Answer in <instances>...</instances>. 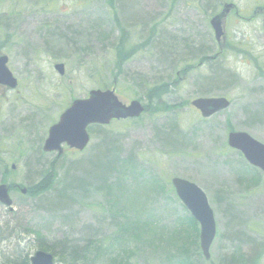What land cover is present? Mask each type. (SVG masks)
Masks as SVG:
<instances>
[{"label":"rangeland","instance_id":"1","mask_svg":"<svg viewBox=\"0 0 264 264\" xmlns=\"http://www.w3.org/2000/svg\"><path fill=\"white\" fill-rule=\"evenodd\" d=\"M227 2L246 18L229 15L217 45L208 22ZM263 5L0 0V55L17 81L15 89L0 86V163L7 171L3 176L0 170V184L12 200L10 212L0 205V264H26L38 250L81 247L94 239L111 251L98 264H168L169 252L180 255L175 259L182 264H264V178L226 146L228 132L249 134L264 145V12L250 17ZM219 46L223 52L210 65L200 66V57L182 62L197 51L211 56ZM56 64L64 66L63 76ZM188 65L194 70L181 74ZM157 85L165 90L148 102L146 91ZM112 87L123 105L137 100L146 112L105 130L91 128L80 154L55 160L41 152L48 128L72 100ZM219 98L228 108L205 120L190 106ZM105 135L119 164L102 184L86 180V171ZM50 164L45 194L13 190L39 184ZM172 178L195 184L207 198L216 230L208 263L199 251V227L177 200ZM114 222H124L125 233ZM160 240L168 241L166 248ZM112 243L121 249H111Z\"/></svg>","mask_w":264,"mask_h":264},{"label":"water","instance_id":"2","mask_svg":"<svg viewBox=\"0 0 264 264\" xmlns=\"http://www.w3.org/2000/svg\"><path fill=\"white\" fill-rule=\"evenodd\" d=\"M232 4H225L222 11L214 16L209 25L213 31L216 42L224 36L221 24L226 18ZM7 58L0 56V85L14 88L15 79L6 68ZM54 70L63 75V66L56 65ZM191 106L198 110L202 118H209L213 114L228 107V102L223 99H196ZM143 107L137 101H131L128 106L122 105L115 97L113 90H92L84 100H75L60 115L58 122L48 130L44 141L43 152H57L62 154L61 145L65 144L70 149L81 151L88 143L86 128L90 124L107 125L111 120L137 118L143 112ZM227 144L230 148L240 151L245 160L264 173V145L256 142L245 133L232 132L227 135ZM171 185L184 207L199 224V247L203 257L209 259V247L215 235L213 214L203 192L194 184L179 178H173ZM26 191L23 189L21 193ZM0 203L6 207L11 205L7 188L0 186ZM31 264H52V258L44 253L37 252L30 259Z\"/></svg>","mask_w":264,"mask_h":264},{"label":"trees","instance_id":"3","mask_svg":"<svg viewBox=\"0 0 264 264\" xmlns=\"http://www.w3.org/2000/svg\"><path fill=\"white\" fill-rule=\"evenodd\" d=\"M127 52H125L124 49H121L119 52L120 55V59L125 60L126 57H128V55H126ZM200 57V62H202L201 64H206V65H210L212 62L208 61V56L205 53H201L198 52L191 54L189 57L187 55H185V58L182 60L183 63H189L192 62L191 60L193 58H198ZM194 61V60H193ZM191 67V65L185 66V73H190L191 71H188V69ZM193 69V68H190ZM162 85H157L154 89L149 88L146 93H145V99L150 102L152 100H154V98H157L159 96V93L163 90H165V88L160 89L159 87H161ZM152 89V90H150ZM147 110V108H146ZM97 129L103 130L104 128L101 127H96ZM105 130V129H104ZM100 144H98L97 147V151H96V155L91 158L90 160V166L88 167L89 171H86V180L89 179H93L96 183H107L110 181L111 179V175L113 174V169L114 167H117V165L119 164V160L118 158L116 159L115 157L112 156L111 153H113V149H112V145L109 135H105L102 136V138L100 139ZM129 162H131V159H129ZM51 170H53V165L50 164L49 165V170L45 175V178L43 179V181L39 182V184L34 185L31 188H28V196L29 197H39L43 194H45L51 187V183L47 182L48 180H51L50 177V172ZM47 180V181H46ZM90 181V180H89ZM117 185V183H114ZM121 206V205H120ZM122 208V206H121ZM126 214V213H125ZM190 221L192 222V225L195 227L196 224L195 222L190 219ZM114 225H119L118 228H120V233H125L124 230L122 228L127 227V225H125L124 222L122 223H118V222H114ZM137 230V234L135 239L133 240L134 242L136 241V239L138 238L139 234H138ZM161 237L163 238L164 236L161 235ZM173 238V239H172ZM170 238V241L172 242L170 244V246H175V234L173 235V237ZM175 239V240H174ZM119 240V239H117ZM115 240V241H117ZM162 245H164V247L166 248V244H168V241H162L160 240V242ZM55 245V244H53ZM111 249H115L116 251L120 250L121 248L115 244H111ZM50 247V246H49ZM58 248H54V247H50L47 248V250L51 251L53 253L54 256L59 257V260L61 262V264H98L100 261V258L102 257L101 255H108L111 251H110V246H103V243L100 241H98L97 239L93 240H86L85 244L80 246H77V244H73L72 247H67L65 249H58ZM196 251V253L198 252V248L194 249ZM174 251H177L176 249ZM173 256L170 257L169 256ZM195 255V254H194ZM175 257H180V255L176 254V253H172L169 252L167 259L169 258V263L168 264H182V262L180 261V259H175ZM166 258V257H165ZM195 258V257H194ZM113 259H116L115 257ZM196 259V258H195ZM103 261V259H102ZM128 262H124L125 264H131L129 262V260H127ZM122 264H124L123 262H120ZM195 264H197L194 261ZM114 264H119V263H114Z\"/></svg>","mask_w":264,"mask_h":264}]
</instances>
